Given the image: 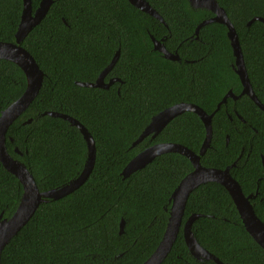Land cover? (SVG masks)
Wrapping results in <instances>:
<instances>
[{
    "label": "trees",
    "instance_id": "trees-1",
    "mask_svg": "<svg viewBox=\"0 0 264 264\" xmlns=\"http://www.w3.org/2000/svg\"><path fill=\"white\" fill-rule=\"evenodd\" d=\"M39 1L31 0L32 10ZM146 1L165 24L128 0H53L20 42L43 78L28 107L6 130L8 153L27 167L40 191L76 178L84 166L86 143L68 120L44 113L56 111L86 127L95 142V160L78 187L39 203L3 247L1 264H141L159 243L169 197L192 164L185 155L169 151L126 177L122 169L156 143H179L197 153L205 127L187 110L154 137L151 133L131 143L164 108L187 102L211 113L229 88L241 90V82L234 71L227 27L214 21L200 27L197 36L194 33L213 15L210 10L194 8L188 0ZM217 2L236 31L252 89L264 104V0ZM21 9L22 0H0V41H15ZM151 36L180 59H167L153 49ZM117 49L119 56L103 78L104 83L114 79L108 87L77 83L95 81ZM25 87L23 70L0 58V111ZM226 99L211 118L212 135L200 163L222 169L237 158L242 145L254 148L250 157L238 158L236 165L241 167L229 171L244 194L257 190L251 203L264 222V167L259 155L264 153V111L246 95ZM234 108L244 121L237 119ZM22 191L18 178L0 163L2 218L15 211ZM191 213H199L191 226L197 241L223 264H264V248L246 231L220 183L204 182L191 191L182 223ZM161 264L217 263L189 253L181 226Z\"/></svg>",
    "mask_w": 264,
    "mask_h": 264
},
{
    "label": "water",
    "instance_id": "water-1",
    "mask_svg": "<svg viewBox=\"0 0 264 264\" xmlns=\"http://www.w3.org/2000/svg\"><path fill=\"white\" fill-rule=\"evenodd\" d=\"M52 1L53 0H40L38 6L32 10L31 0H22L20 18L14 34L15 41H0V58L16 63L23 70L26 77V87L23 93L0 111V163L10 173L18 178L23 189L18 205L12 215L9 218H2V213H0V255L5 244L30 219L39 203L48 198H59L78 187L87 178L95 160V142L86 127L75 118L56 111H45L44 113L51 116L62 117L68 120L71 124L75 125L82 134L86 143V159L82 171L76 178L59 187L40 191L32 173L23 163L13 158L8 153L5 146V134L8 126L28 107L29 103L37 94L43 78L42 70L39 68L32 55L20 45V42L26 34L40 22L48 11ZM128 1L133 6L152 15L165 24L162 16L154 8H152L146 0ZM188 1L194 8H206L213 13L211 17L202 20L196 26L194 31L196 36L200 27L210 22L216 21L227 27V37L234 56V70L239 76L242 84L241 93H246L253 100V102L264 111V104L256 97L251 88L244 66L238 37L232 23L226 15L225 10L218 4L217 0ZM257 18L260 19V17ZM151 39L153 42V49L160 51L165 58L170 60L179 59L178 54L169 52L161 41L154 39L152 36ZM118 56L119 49L115 51L110 63L98 74L95 81H77V83L86 86L108 87L114 79H110L108 83H104L103 78L113 67ZM227 96H231L230 90L217 103L216 108L211 113H207L199 106L187 102H180L166 107L151 117L147 126L131 143V146H134L151 133L152 137H154L169 120L177 114L187 110L195 112L200 117L205 127V137L197 153L179 143H156L146 147L142 151H139L122 169L121 173L123 177H126L136 169L144 167L158 154L169 151L185 155L190 160L193 167V169L179 181L177 186L172 191L169 197V215L162 237L153 252L141 264H161L171 249L181 225L185 244L189 253L194 258L199 260L212 259L217 264H223L217 256L199 244L192 232V222L199 216V213H191L182 224L184 207L189 194L198 185L208 181L218 182L226 188L236 206L239 217L246 231L262 248H264V222L256 215L252 203L250 202V198L256 195L257 190L254 193H249L248 195H245L242 192L239 183L229 173V169L234 165V163L227 165L223 169L206 167L200 163V156L209 146L212 135L211 118L214 112L219 108L220 104L225 101ZM29 120L30 119H28L27 122H29ZM14 150L17 153H21L18 148H14ZM123 225L124 221L121 219L119 232H122Z\"/></svg>",
    "mask_w": 264,
    "mask_h": 264
},
{
    "label": "flooded vegetation",
    "instance_id": "flooded-vegetation-1",
    "mask_svg": "<svg viewBox=\"0 0 264 264\" xmlns=\"http://www.w3.org/2000/svg\"><path fill=\"white\" fill-rule=\"evenodd\" d=\"M179 59H180V57H179ZM178 59V60H179ZM235 71V70H234ZM236 73V72H235ZM237 74V73H236ZM239 77V76H238ZM247 77H248V74H247ZM248 79H249V77H248ZM250 81V80H249ZM251 88H252V85H251ZM231 91V96H227V97H231L232 99H234L235 101L236 100H240V99H242L243 98V96L244 95H246V96H248L246 93H241V90H242V84H241V90L240 91H238V92H234L231 88H229L228 89V91ZM253 90V89H252ZM227 91V92H228ZM226 92V93H227ZM253 92H254V90H253ZM225 93V94H226ZM255 93V92H254ZM256 95V94H255ZM226 97V98H227ZM249 97V96H248ZM256 97H257V95H256ZM223 98V97H222ZM250 98V97H249ZM258 98V97H257ZM251 99V98H250ZM259 99V98H258ZM252 100V99H251ZM226 101H227V99H225V101L223 102V103H226ZM234 101V102H235ZM253 101V100H252ZM243 102H244V100H243ZM242 102V103H243ZM234 113H235V115H236V117H237V119H239V120H241V121H244V119L242 118V116L238 113V111L237 110H235V108H234ZM230 117V119H232V116H229ZM205 137V136H204ZM228 135H226V142L228 141ZM253 149L254 148H249L248 150L245 148V145H242V147H241V149H240V152H239V155L237 156V158L232 162V163H234V165L233 166H231V167H239L240 165H236L237 164V161H238V158H241L242 156H244V158L246 159V158H248V157H250L251 155H252V151H253ZM244 152H246V154L245 155H243L244 154ZM20 154V153H19ZM259 155H260V158H261V165H262V167H264V165H263V163H264V153H259ZM232 163H230V164H228V165H231ZM227 166V165H226ZM225 166V167H226ZM241 167V166H240ZM223 169V168H222ZM230 170V169H229ZM229 173H230V171H229ZM230 175H231V173H230ZM232 176V175H231ZM233 177V176H232ZM234 178V177H233ZM235 179V178H234ZM236 180V179H235ZM237 181V180H236ZM238 182V181H237ZM240 185V184H239ZM243 192V191H242ZM252 193V192H251ZM249 194V193H248ZM248 194H245V195H248ZM231 197V196H230ZM255 196H253L252 198H254ZM252 198H250V202H251V199ZM232 199V198H231ZM183 224V223H182ZM182 226V225H181ZM207 250V249H206ZM219 259V258H218ZM202 260H204V259H202ZM205 260H207V259H205Z\"/></svg>",
    "mask_w": 264,
    "mask_h": 264
},
{
    "label": "clouds",
    "instance_id": "clouds-1",
    "mask_svg": "<svg viewBox=\"0 0 264 264\" xmlns=\"http://www.w3.org/2000/svg\"><path fill=\"white\" fill-rule=\"evenodd\" d=\"M243 57V56H242ZM246 69V68H245ZM246 73H247V71H246ZM250 82V81H249ZM251 84V83H250ZM261 109V108H260ZM230 195V194H229Z\"/></svg>",
    "mask_w": 264,
    "mask_h": 264
}]
</instances>
